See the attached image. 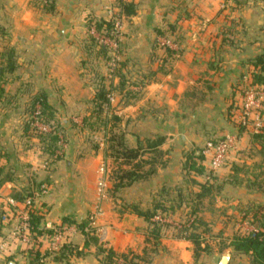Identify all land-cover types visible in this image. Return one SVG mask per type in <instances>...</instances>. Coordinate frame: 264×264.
Instances as JSON below:
<instances>
[{"label": "crops", "instance_id": "0c3cea01", "mask_svg": "<svg viewBox=\"0 0 264 264\" xmlns=\"http://www.w3.org/2000/svg\"><path fill=\"white\" fill-rule=\"evenodd\" d=\"M123 1L134 3L135 13L122 15L131 28L125 31L120 71L126 75L128 87L144 86L129 104L114 109L119 117L116 129L130 148L142 147L147 139L163 137L158 146L163 152V163L148 177L113 191L110 196L116 200L113 206L109 198L102 201L103 213L93 233L97 240H92L86 238L76 224L89 222L88 211L97 199L98 167L102 160L105 165L109 164L108 157L104 158L94 149L93 154L76 162L72 154L63 155L49 170L43 166L47 156L39 152L30 153L27 149L25 158L17 154L14 165L12 154L6 152L10 154L8 167L13 174L12 180L0 187V239L6 238L0 264H103L98 247L124 253L134 262H148L149 255L163 239L149 235L147 221L136 210L150 209L159 198L170 205L182 197L183 202L174 213L188 211L190 205H196L198 215L208 222L210 230L219 231V235L210 231L213 239H224V236L229 244L232 237L243 230V226L239 228L237 224L235 231L229 233L233 213L226 207L239 202L237 197L242 198L241 202L255 200L251 199L254 191L230 180L231 163H249L245 154L252 145L251 134L262 125L264 109L260 119H254L256 127L238 135L236 148L221 167L210 170L205 165L202 175H194L188 173L184 165L186 155L191 151L198 154L209 138L237 131V126L227 117L230 110L227 103L237 98L236 88L249 86L250 61L264 49V0ZM116 3L117 0H55L53 12L37 15L29 0H0V22L8 24L4 37L10 40L15 53L28 55L25 59L33 55V67L42 70V76L46 73V81L37 83L36 87L48 94L57 112H71L72 106L89 101L95 93V85L82 76L84 70L79 64L78 48L66 39L78 35L86 20L107 18ZM158 30L164 33L159 34ZM161 35L173 40L169 46L173 54L167 73L156 71L159 60L154 56L163 53V49L156 46V39ZM46 54L49 57H45ZM151 71L156 72L150 74ZM110 81L116 84L118 79ZM231 95L232 98L228 97ZM110 100L112 103L113 99ZM201 135L209 137L204 140L205 136L201 138ZM0 149L1 155L8 147L2 144ZM0 163L5 164L6 159L1 157ZM23 165H29L31 178L18 174ZM90 170H94L95 177H89ZM44 184L49 189L41 193L40 187ZM18 192L24 199L32 198L43 229L31 241L15 232L22 207L20 204L10 206L8 199ZM149 198L147 206L140 203L141 199L146 202ZM241 208L234 205L238 216ZM4 214L5 221L2 220ZM249 228L246 233L253 231L254 225L250 224ZM169 240L183 245L185 251L191 243L184 239ZM63 244L75 245L81 252L60 257L58 250Z\"/></svg>", "mask_w": 264, "mask_h": 264}, {"label": "trees", "instance_id": "16d2710c", "mask_svg": "<svg viewBox=\"0 0 264 264\" xmlns=\"http://www.w3.org/2000/svg\"><path fill=\"white\" fill-rule=\"evenodd\" d=\"M30 6L33 9H37L43 12H53L55 9V0H30ZM116 6L119 10L120 15L129 16L135 13V5L132 2H125L123 0H117ZM90 20V19H89ZM94 24L97 31L101 29H106L108 34L113 31L114 23L110 19H100L99 21H89ZM159 34L164 32L158 30ZM88 42L85 43V47L77 46L80 52V67L85 70H91L89 66V55L95 48L97 44V39L91 35H88ZM73 42V41H72ZM100 48L97 50L96 54L100 53L101 57H104L108 61V49L105 44L100 43ZM158 48L163 49L162 55L155 54V58L159 60V65L156 71L161 73H167L168 68L171 64L170 58L173 51L168 45H162L156 42ZM95 54V55H96ZM0 56H7V61L4 67H0V104L10 103L13 100L8 98L5 89L2 85L3 76L5 72H13L15 69V62L12 61L13 50L11 48L3 47L0 48ZM252 66L251 70V80L248 83L251 85H263L264 86V49L263 51L255 56L250 61ZM156 71H151L150 74H155ZM119 81L113 90L119 94L116 106H124L129 104L131 100L140 95V90L135 91L129 89L126 81L127 79L122 74L120 69L116 70ZM103 78H100L99 86L95 90L94 95L90 99L92 107L90 111L82 117V129H87L94 134H101L105 137V156L111 157L114 162L117 163L118 167L112 172L113 191L130 185L132 182L148 177L149 175L156 172V166L162 164L163 152L159 149V145L163 142V137H157L155 139H147L145 142L144 153L149 152L150 157L146 159H141L143 147L130 148L126 145L123 134L115 127L118 125L119 117L113 113L109 116L112 109L110 102V94L112 90L108 89L103 83ZM144 86V84L140 85ZM24 111L33 117L28 119L23 125V133L27 137H34L36 141L35 144L38 145V150L43 156H54V161L59 160L63 155H55L57 150L60 149L59 141L61 140V132L66 131L67 126L61 125L55 122L56 119V109L49 102L48 94L44 90H36L30 92L26 102L24 103ZM229 112L227 117H229L234 123H236L238 128V133L243 132L244 126L233 119V111L237 109L236 99L231 100ZM264 109V108H263ZM264 111V110H263ZM38 118L43 124L51 123L52 127L48 131H43L33 124V119ZM69 124V121L66 122ZM73 127V124H70ZM251 144L252 151L261 156L264 160V119L259 130L251 134ZM98 146H94L97 148ZM6 159V163H0V187L6 181L12 180V174L8 167L9 154L4 153L0 155V158ZM204 155L201 151L197 154L196 151H191L186 155V161L184 168L188 173L194 175H202L205 171ZM244 164L231 163V174L230 180L235 184H240L242 179L238 178L237 175L242 171L241 167ZM206 190V189H205ZM207 191V190H206ZM24 195L22 193L12 194V198L17 202H22L24 200ZM183 202V198L179 197L175 203L166 205L165 201L162 199H156L152 204V207L147 210H136L137 214L142 216L148 223L149 235L154 239H158L162 236H171L174 239H184L188 240L193 245V255L195 259L199 257L201 251H204L206 244L202 245L203 234L210 233V227L208 222H206L201 216L198 215L197 206L190 205V210L187 211L186 220L180 224L172 225L168 222L155 220L154 217L157 214H173ZM30 229L34 234H40L43 229L40 228V218L36 214L33 206L30 208ZM244 218H248L250 223L254 225V230L244 233L235 234L229 241L228 246L236 253L243 254L248 258L249 264H264V206L255 205L250 206L245 212ZM69 221V220H68ZM77 228L84 234L88 239L97 240V237L93 234V229L88 226V222H80L76 224ZM87 228V229H86ZM51 230H49L50 232ZM87 244V243H86ZM75 252L79 254L81 251L77 249L75 245L63 244L59 250L58 254L63 257L66 253ZM98 254H103L101 257V262L103 264H117L119 259L122 260V264H135L131 257L124 253H116L111 248L98 247ZM39 264V263H38ZM42 264V263H40Z\"/></svg>", "mask_w": 264, "mask_h": 264}, {"label": "rangeland", "instance_id": "374dc122", "mask_svg": "<svg viewBox=\"0 0 264 264\" xmlns=\"http://www.w3.org/2000/svg\"><path fill=\"white\" fill-rule=\"evenodd\" d=\"M31 8L33 9V6H31ZM33 12L34 14L37 15H41L44 13L43 11H39L37 9H33ZM105 17H107L105 18L106 20L110 19L114 23L113 31L110 34H108L106 29L104 28L97 31L93 23H90L89 26L87 25L89 21H99L100 19H104V18L96 17V18H91L90 20L89 19L86 20L85 23H83L82 30L78 33V35L76 34L75 36L73 34L71 37L72 39H66V41L69 44L75 45L76 47L78 45L79 47H85L84 46L85 43L88 42L87 41L88 35H91L97 39L98 42L95 45L94 50L92 52H89L91 54L88 56L89 57L88 67H90L91 70L83 69L84 71H82V76L85 77L86 79H89L91 83L95 85L94 87L95 90L100 84L99 82L100 78H103L104 79L103 83L105 84V86L108 87V89L112 90L110 94L111 95L110 98L113 99L111 103L112 111L108 112L110 116L112 113L114 114L113 111L116 108L117 99L120 97L119 94L113 90V87H115V85H117L118 82L116 84H111L110 79L117 78L119 81V77L117 76L118 74L116 73V70L117 69L121 70L120 63L122 61L124 35H125V31L129 30L131 27L129 26L130 24L128 21L123 20L122 15L119 14V10L116 5L112 6L111 10ZM3 24L5 23L0 22V48L2 49L3 47H7L13 50L14 48H12V45L10 44V40L7 37H4V34L8 29L7 27L8 24H5L6 26H4ZM171 41H173L171 38L163 35L160 36V39L158 40L156 39L157 43H160L162 45L167 44L168 46L171 45ZM100 43L105 44V46L108 49L107 51L108 61L104 57H101L100 53L96 54L97 50L100 48L101 45ZM13 55L14 56L12 57V61L15 62V66H14L15 69L13 72H5L2 83V85H4L3 87L5 89L8 98L11 99L13 97V100L10 102L12 105H9V103H5V102L0 104V112H1L0 113V146L4 144L6 145V147H8L7 151L5 150V152L9 151V153L12 154V162H11L12 164L14 163L15 158H17L16 156L17 154L25 158L26 157L25 154H27L25 153V151L27 149L30 151V153L31 151L39 152L38 145L35 144L36 141L34 140V137H27V135L23 133L24 123L28 119L33 118V117H29V115H27V113L24 111V107H25L24 103L26 102L30 92L40 90V88L36 87V84L46 81L47 79L46 73L44 76H42V70L38 71L33 67V61L31 59L33 58V55L31 56L29 55L30 57L28 59H25L28 55H25L23 53H15V50H13ZM78 55L80 61V52ZM47 56L48 54L45 55V57ZM6 61H7V56H0V67H4ZM122 74L126 76L124 73ZM130 84L131 82L129 83V85ZM128 88L133 89L135 91L140 90V92L142 90L141 89L142 86L140 85L134 88H130L129 86ZM242 89L245 88L242 87ZM242 89L241 88L235 89L238 92L236 100L240 98L239 94L242 91ZM228 97L232 98L233 96L231 95ZM228 99L230 100V98ZM231 100H233V98ZM230 103L231 102L229 101L227 103V106L230 107ZM72 107L73 108L71 112L68 113L65 112L63 114L59 112L56 113L57 115L54 123L58 122L61 125H64L65 123V126H67L68 128L66 129V131L61 132V137H60L61 140L59 141L60 149L57 150L55 155L70 156L72 154L73 155L72 160L76 162L80 158H87V156L93 154L92 150L94 149L96 151H100L103 157L105 158V148H106L105 137L102 136L101 134H97V133L94 134L92 131L90 132L87 129L84 130L82 129V117L86 115L92 107L90 100L75 104ZM6 109H10V110L7 111ZM3 111H6L5 114L8 112V115L6 116L5 114H3L2 116ZM228 119L230 118L228 117ZM233 119H235V121L237 120L235 116H233ZM67 121H69V124H66ZM255 122L256 121L253 118L249 119L247 124L248 126L244 127V129L255 128L256 127V125L254 124ZM33 124L35 126H39L40 124L43 123L38 118H34ZM44 124L48 127L47 131L51 129L52 127L51 123L48 122ZM70 124H73V127L70 126ZM234 126L235 127L237 126L236 123H234ZM227 133L236 134L237 136L240 135L238 133V128L237 131L235 130V132H227ZM222 134L224 135L226 133H222ZM222 134H219L214 138L222 136ZM208 135L206 136L201 135V138L205 136L203 139L206 140L209 137ZM98 145H100V147L98 148L99 150L94 148V146H98ZM142 147L143 149L141 151L143 154L141 156V159H146L150 157L149 152L146 153L143 152V150L145 151L144 148L145 143H143ZM251 147L252 145L249 147L248 149L249 151L247 152V154H245L248 157L246 159H248L249 163L247 164L244 163V165H242L241 167L242 171L238 173L237 177L242 179L240 186H244L246 190L251 189V191H254L252 192L254 193V195L253 194L251 195V199H255V200L244 199L243 202H241L240 199L242 198L237 197L239 202H236V204H231L230 206L226 207L227 211H231V213H233V217H232L233 220L230 222L229 233L235 231V226L237 224H239V228L241 225L243 226V230L238 231V234L246 233V231L250 229L249 226L251 223L248 218L246 219L242 218L244 217L245 212L250 206H255V205L264 206V160L261 159V156H254L257 154H255L252 151V149H250ZM52 159H54V156H47L45 161L46 163L43 166H45L49 170H51V168H54V164L56 163L57 160L53 162ZM108 159L110 160V162L109 164H106L107 166L105 165L104 160H102L101 164L98 167V172H97L98 177L96 181L97 199L95 200V202L92 203L90 210L88 211L89 213L87 215V219L89 221L88 226L91 229H93V233L94 230H96L95 228L96 221L103 213L102 204H101L102 201L104 199L109 198L110 201L108 200V202H112L111 203L112 206L113 203H116V200L114 198H111L110 196L113 195L112 172L114 171V169L118 167V165L116 162H114V160L111 157H108ZM157 166L160 165L158 164ZM31 171L32 170L30 169L29 165L28 166L23 165L22 169L20 170V172H18V174L21 177L23 176L25 179L26 178L29 179L32 177L30 174ZM92 176L95 177L94 170H90L89 177ZM44 185H46V187H48L47 189H49V186L47 184ZM100 189H102V192L104 193L103 197H100L99 195ZM189 196L191 195L188 194L187 198H190ZM149 200L150 198L145 202L144 199H141L140 203L142 204L144 202L145 204L146 203L149 204ZM208 201H209L208 203V208H209L210 199ZM217 204L220 205V202H217ZM234 205L242 206L241 214H239V216L237 213L234 212L235 211ZM97 206L98 209H96ZM223 207L225 206H221V208ZM186 215H187V210H184L182 212L177 210L176 213L174 214H167V215L157 214L154 217V219L175 225L177 223L180 224L183 221H185ZM217 215L218 212L215 213V216ZM76 221L79 220L76 219ZM211 232L213 233V235H219V231L211 230ZM212 233H205L202 235L203 236L202 242L207 246L204 251L200 252L199 257L197 259H195L193 255V245L191 243L189 248H187L188 250L185 251L183 245H180L173 241L171 242L169 240L171 239V236H167V237L162 236L161 237L163 239L162 243L155 246L154 252L152 253V255H149L151 259L148 262L145 261L147 263L145 262L140 263L137 260L133 262L135 264L137 263L138 264H220L222 257L227 255L228 259L226 264H249L248 258L245 255L234 252L228 246L226 237L222 236L224 239L222 238L213 239L211 237ZM25 237L31 241L34 240V238H36V234L32 232L31 234H25ZM98 238L99 239L102 238V235L101 236L99 235ZM102 241L104 242L103 238Z\"/></svg>", "mask_w": 264, "mask_h": 264}, {"label": "built area", "instance_id": "2783aa9c", "mask_svg": "<svg viewBox=\"0 0 264 264\" xmlns=\"http://www.w3.org/2000/svg\"><path fill=\"white\" fill-rule=\"evenodd\" d=\"M116 28V27H115ZM102 41V40H101ZM167 45V44H166ZM240 98L236 100L237 109L234 111V116L237 118V122L242 126L247 127L249 119H260L261 111L264 108V86L255 85L245 89L240 92ZM38 125V124H37ZM43 131H47L48 127L45 124H40L37 126ZM238 141V136L236 134L226 133L222 136L212 138L206 141L201 152L204 155V164L210 169L215 170L225 164L229 153L236 148ZM104 186V185H103ZM48 187L42 185L40 187L41 193H46ZM100 197L104 196L102 189H100ZM8 204L10 206L21 205L22 209L20 211L19 225L15 232L18 234H31L29 219H30V208L33 206L32 198L26 197L22 202L15 201L12 197L8 199ZM98 209V206L96 207ZM7 219L6 214L2 216V220ZM25 239V238H23ZM26 240V239H25ZM6 248V238L0 239V253H2ZM117 264H122V260L119 259Z\"/></svg>", "mask_w": 264, "mask_h": 264}, {"label": "water", "instance_id": "95a60500", "mask_svg": "<svg viewBox=\"0 0 264 264\" xmlns=\"http://www.w3.org/2000/svg\"><path fill=\"white\" fill-rule=\"evenodd\" d=\"M227 259H228L227 255L223 256L221 261H220V264H226Z\"/></svg>", "mask_w": 264, "mask_h": 264}]
</instances>
